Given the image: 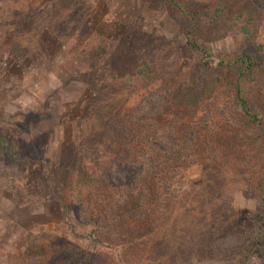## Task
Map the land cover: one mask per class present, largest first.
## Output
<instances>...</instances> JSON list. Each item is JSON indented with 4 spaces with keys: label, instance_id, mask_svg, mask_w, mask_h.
I'll return each mask as SVG.
<instances>
[{
    "label": "rangeland",
    "instance_id": "374dc122",
    "mask_svg": "<svg viewBox=\"0 0 264 264\" xmlns=\"http://www.w3.org/2000/svg\"><path fill=\"white\" fill-rule=\"evenodd\" d=\"M181 1L192 13L227 6L233 17L255 18L251 29L259 30V38L234 31L211 39L213 65L240 52L264 60V53L258 56L264 0ZM162 4L0 0V136L7 137L6 149L0 147V264H33L50 248L88 251L89 243L64 226L60 201L71 209L77 233L90 234L93 227L78 221L88 178L95 174L93 159L86 157L109 147L87 143L112 106L133 108L160 89L162 76L190 94L199 117L228 102L231 76L218 83L215 75H204L201 58L181 34L183 25ZM102 108L106 113L98 114ZM43 160L56 173L60 201L42 179ZM227 170L206 158L189 168L167 195L165 227L133 264H264V247L258 246L264 241V204L246 190L258 173ZM118 252H110L108 264H123Z\"/></svg>",
    "mask_w": 264,
    "mask_h": 264
},
{
    "label": "trees",
    "instance_id": "16d2710c",
    "mask_svg": "<svg viewBox=\"0 0 264 264\" xmlns=\"http://www.w3.org/2000/svg\"><path fill=\"white\" fill-rule=\"evenodd\" d=\"M162 3L183 25L181 34L187 48L201 58L198 64L204 75H215L218 83L223 76H231L228 102L199 117L193 114L190 94L178 91L171 78L162 76L160 89L144 96L133 108L112 106L107 119L102 118L95 140L87 143L109 147L108 152L86 157L93 159L95 174L88 178L78 221L93 227L88 235L77 233L71 209L60 201L56 173L43 160L42 179L52 197L60 201L64 226L73 237L86 240L89 249H46L33 264H108L110 252L116 250L120 263L142 261L143 246L167 223V195L173 184L202 158L230 173H258L246 190L264 204V186H256L264 174V60L240 52L222 56L213 65L215 56L209 46L212 38L223 39L234 31L246 39L259 38V30L251 29L255 18L243 13L233 17L227 6L192 13L181 0ZM263 53L261 45L258 56ZM104 112V108L97 110L98 114ZM1 146L6 149L7 137L0 136ZM258 242L264 247V241Z\"/></svg>",
    "mask_w": 264,
    "mask_h": 264
}]
</instances>
